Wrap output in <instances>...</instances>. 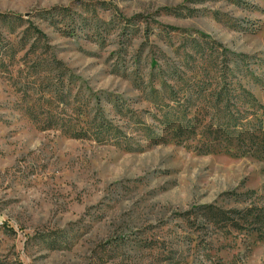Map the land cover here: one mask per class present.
<instances>
[{
    "label": "rangeland",
    "instance_id": "374dc122",
    "mask_svg": "<svg viewBox=\"0 0 264 264\" xmlns=\"http://www.w3.org/2000/svg\"><path fill=\"white\" fill-rule=\"evenodd\" d=\"M234 65L264 106V0H0V264H264V159L137 131L174 75Z\"/></svg>",
    "mask_w": 264,
    "mask_h": 264
},
{
    "label": "trees",
    "instance_id": "16d2710c",
    "mask_svg": "<svg viewBox=\"0 0 264 264\" xmlns=\"http://www.w3.org/2000/svg\"><path fill=\"white\" fill-rule=\"evenodd\" d=\"M95 10L85 8L83 12L95 14ZM76 13L59 9L46 21L53 28L64 25L68 31H73V24H78L77 17H80ZM9 19L7 15L1 16V23H7ZM81 22L85 28L90 23L83 18ZM97 23L94 26L96 29L102 25L99 20ZM244 66L234 65L233 69L213 67L207 69L199 80L188 81L174 75L172 80H176V86L161 85L165 97L157 99L160 104L153 119L161 133L143 124H139L138 128L137 123V131H140L143 140L156 146L173 143L201 155L224 153L235 158L264 159V106L242 84ZM210 74H213L216 83L208 80ZM164 76L170 77L168 73ZM251 77L259 81L253 75ZM152 93L156 98L160 97L156 89ZM84 122L86 136L88 129L93 130L98 141L110 134H118L116 126L102 115L99 119L94 118L89 125L87 118ZM122 138L126 142L131 141L125 135Z\"/></svg>",
    "mask_w": 264,
    "mask_h": 264
}]
</instances>
